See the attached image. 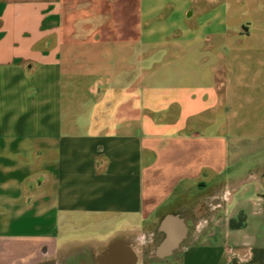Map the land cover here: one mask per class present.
Masks as SVG:
<instances>
[{
	"label": "crops",
	"instance_id": "crops-1",
	"mask_svg": "<svg viewBox=\"0 0 264 264\" xmlns=\"http://www.w3.org/2000/svg\"><path fill=\"white\" fill-rule=\"evenodd\" d=\"M0 264H264V0H0Z\"/></svg>",
	"mask_w": 264,
	"mask_h": 264
},
{
	"label": "trees",
	"instance_id": "trees-1",
	"mask_svg": "<svg viewBox=\"0 0 264 264\" xmlns=\"http://www.w3.org/2000/svg\"><path fill=\"white\" fill-rule=\"evenodd\" d=\"M232 225H234V223H232Z\"/></svg>",
	"mask_w": 264,
	"mask_h": 264
}]
</instances>
